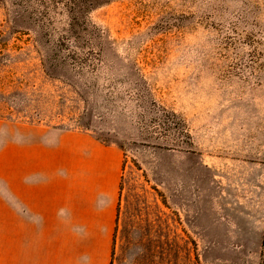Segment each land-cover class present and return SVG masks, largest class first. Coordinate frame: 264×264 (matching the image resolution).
<instances>
[{
    "label": "rangeland",
    "instance_id": "obj_1",
    "mask_svg": "<svg viewBox=\"0 0 264 264\" xmlns=\"http://www.w3.org/2000/svg\"><path fill=\"white\" fill-rule=\"evenodd\" d=\"M35 1L0 0V264H104L114 175L106 264H261L264 0H101L84 68L46 63Z\"/></svg>",
    "mask_w": 264,
    "mask_h": 264
},
{
    "label": "trees",
    "instance_id": "obj_2",
    "mask_svg": "<svg viewBox=\"0 0 264 264\" xmlns=\"http://www.w3.org/2000/svg\"><path fill=\"white\" fill-rule=\"evenodd\" d=\"M31 1L34 0H25L26 3ZM35 2L39 8L38 14H35L42 18L39 20V25L42 24L39 26L41 34L47 39L45 61L49 66L60 68L70 63L84 68L93 63L96 54L102 56L104 32L89 18V13L102 4L101 0H36ZM60 11L65 12L67 22L66 26L58 31L52 26L54 25L52 13L59 14ZM158 118H162L163 124H166L178 119L179 116L172 111L164 110ZM261 264H264V256Z\"/></svg>",
    "mask_w": 264,
    "mask_h": 264
},
{
    "label": "crops",
    "instance_id": "obj_3",
    "mask_svg": "<svg viewBox=\"0 0 264 264\" xmlns=\"http://www.w3.org/2000/svg\"><path fill=\"white\" fill-rule=\"evenodd\" d=\"M109 181L110 183L106 184L104 195H96L93 199H88V201L92 202L95 206V209L89 212V222H92L94 225L97 224L99 230L98 232L90 235L89 244H94L96 246V250L99 249L100 244L104 245L102 248L104 264H106V256L108 254V250L110 249L116 226L120 190V178L117 175H114ZM242 215L248 221H256L259 218V223L256 228L258 233L261 235L264 230V211L258 215L256 213L254 215L245 211L242 212ZM67 257L72 258L71 260L73 261V264H76L75 262L79 259L78 254H67ZM89 257L90 256L88 255V258Z\"/></svg>",
    "mask_w": 264,
    "mask_h": 264
}]
</instances>
